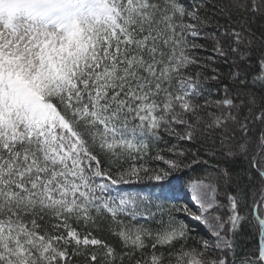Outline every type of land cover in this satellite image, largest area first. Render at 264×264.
<instances>
[{
    "label": "snow or ice",
    "instance_id": "snow-or-ice-1",
    "mask_svg": "<svg viewBox=\"0 0 264 264\" xmlns=\"http://www.w3.org/2000/svg\"><path fill=\"white\" fill-rule=\"evenodd\" d=\"M0 264H264V0H0Z\"/></svg>",
    "mask_w": 264,
    "mask_h": 264
},
{
    "label": "trees",
    "instance_id": "trees-1",
    "mask_svg": "<svg viewBox=\"0 0 264 264\" xmlns=\"http://www.w3.org/2000/svg\"><path fill=\"white\" fill-rule=\"evenodd\" d=\"M193 227L196 228L197 226L193 224ZM198 231H202V228L197 229Z\"/></svg>",
    "mask_w": 264,
    "mask_h": 264
}]
</instances>
